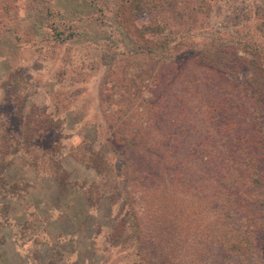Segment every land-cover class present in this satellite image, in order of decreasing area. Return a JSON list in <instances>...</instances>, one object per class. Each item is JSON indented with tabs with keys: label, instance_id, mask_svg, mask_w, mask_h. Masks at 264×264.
I'll use <instances>...</instances> for the list:
<instances>
[{
	"label": "rangeland",
	"instance_id": "obj_1",
	"mask_svg": "<svg viewBox=\"0 0 264 264\" xmlns=\"http://www.w3.org/2000/svg\"><path fill=\"white\" fill-rule=\"evenodd\" d=\"M134 253L264 264V0H0V264Z\"/></svg>",
	"mask_w": 264,
	"mask_h": 264
},
{
	"label": "trees",
	"instance_id": "obj_2",
	"mask_svg": "<svg viewBox=\"0 0 264 264\" xmlns=\"http://www.w3.org/2000/svg\"><path fill=\"white\" fill-rule=\"evenodd\" d=\"M50 15H52V13H50ZM51 26V25H50ZM52 31L54 32V34H56L57 36H60V34H61V32L60 31H58L57 30V28H53L52 27ZM28 137V136H27ZM7 150V149H6ZM111 232V231H110ZM115 232H116V236L118 237V239H119V237H123V239H126V236H124V233L122 232V230L119 232V231H117V230H115ZM112 233V232H111ZM111 233H110V235H111ZM108 235V234H107ZM112 236H114V235H111V237L110 238H112ZM115 237V236H114ZM112 239H114V238H112ZM115 240H116V237H115ZM114 240V241H115ZM234 245L232 246V249H237V250H240V248L241 247H238V245L236 244V243H233ZM240 246H241V244H240ZM138 255H140V254H138V253H134V255H133V264H136V257L138 256Z\"/></svg>",
	"mask_w": 264,
	"mask_h": 264
}]
</instances>
